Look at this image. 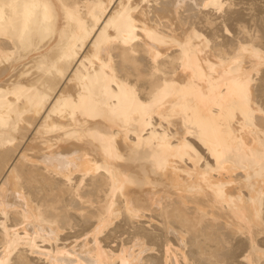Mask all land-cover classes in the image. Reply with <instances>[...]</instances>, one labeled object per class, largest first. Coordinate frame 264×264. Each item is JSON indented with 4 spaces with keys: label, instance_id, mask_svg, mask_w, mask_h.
<instances>
[{
    "label": "bare ground",
    "instance_id": "obj_1",
    "mask_svg": "<svg viewBox=\"0 0 264 264\" xmlns=\"http://www.w3.org/2000/svg\"><path fill=\"white\" fill-rule=\"evenodd\" d=\"M0 264H264V0H0Z\"/></svg>",
    "mask_w": 264,
    "mask_h": 264
}]
</instances>
